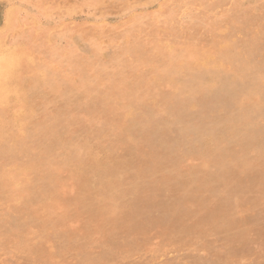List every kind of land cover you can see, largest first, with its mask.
<instances>
[{
	"label": "rangeland",
	"instance_id": "obj_1",
	"mask_svg": "<svg viewBox=\"0 0 264 264\" xmlns=\"http://www.w3.org/2000/svg\"><path fill=\"white\" fill-rule=\"evenodd\" d=\"M0 264H264V0H0Z\"/></svg>",
	"mask_w": 264,
	"mask_h": 264
},
{
	"label": "bare ground",
	"instance_id": "obj_2",
	"mask_svg": "<svg viewBox=\"0 0 264 264\" xmlns=\"http://www.w3.org/2000/svg\"><path fill=\"white\" fill-rule=\"evenodd\" d=\"M8 128V127H7Z\"/></svg>",
	"mask_w": 264,
	"mask_h": 264
}]
</instances>
